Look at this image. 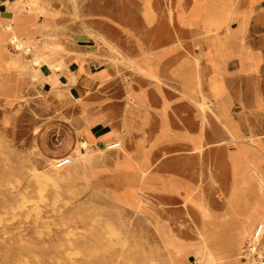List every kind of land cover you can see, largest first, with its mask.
<instances>
[{
  "label": "rangeland",
  "instance_id": "374dc122",
  "mask_svg": "<svg viewBox=\"0 0 264 264\" xmlns=\"http://www.w3.org/2000/svg\"><path fill=\"white\" fill-rule=\"evenodd\" d=\"M14 1L0 0V264H264V37L250 35L264 10L248 22L235 0ZM75 62L108 75L76 81ZM146 94L154 111L164 99L158 140L169 143L131 152L153 136L133 132ZM89 128L114 138L95 145ZM160 154L174 172L162 189ZM232 155L246 161L237 173ZM135 170L141 188L126 191Z\"/></svg>",
  "mask_w": 264,
  "mask_h": 264
},
{
  "label": "crops",
  "instance_id": "0c3cea01",
  "mask_svg": "<svg viewBox=\"0 0 264 264\" xmlns=\"http://www.w3.org/2000/svg\"><path fill=\"white\" fill-rule=\"evenodd\" d=\"M5 1H7V0H3L2 3H4ZM235 2L237 4V6H238V11L239 12H247V14H248V22H249V16H251V13H253V18H254L262 10H264V0H235ZM254 22L255 23L258 22V26H257V28L254 27L255 33H253V34L251 33L250 35L253 36V37H259V38L264 37V13L262 15L259 14L258 16H256L254 18ZM257 29H259V30L257 31ZM249 31H251L250 28H248V30H247L246 37H247ZM251 47H252V49L257 54L262 55L261 53L263 51L259 47H256V46H251ZM186 60H187V57H185L183 59H180L173 66L172 71L175 70V69H177L179 67V64H181V62L186 61ZM231 64H232V62L228 66H226V72H225L224 77H223V80L225 82L228 81V78H229L228 77V73L231 71V69H230V65ZM72 66H73V72L72 73H75L77 75L76 81H104V79L108 75V73H107L108 69L107 68H100V71H98L97 73L93 74L92 77L91 76H88L87 77L86 76V73H85V67L81 68L80 67V64L78 62H75V64H72ZM200 68H202V67H200ZM233 70L236 71V74H238L237 76H242V79H244L243 81L246 82L245 83V86H244V90H245L246 84H247V81H246L247 78L245 76V73L239 68V65L238 64H236V66L234 67ZM202 71H203V73L205 75V78H203V81H207V78L212 75L213 70L206 63V64H204V66L202 68ZM176 80H179L180 81V79H178V78ZM146 97H147L148 103H150V101H151L150 96H148V94H146ZM262 97H263V95H262ZM158 100H160L161 102H163V105H164V101H163L164 99H163V97L160 94L158 95ZM242 100H243L242 102L244 103L243 97H242ZM163 105L161 107L156 108L157 111H154V109H155L154 106H151V109H148V110L146 109L147 110V113L144 114V117H143L142 121L140 122L139 125H137L135 127L136 130L133 129V130H135L133 132H135L137 134H140V135L143 134V132H145V133L152 132L153 133V136H152L151 139H148V142H147L146 145H145V141H144L145 139H144V137L143 136L139 137L137 140H135L133 150H130L131 152H136V150L140 146H144L146 148L151 143L153 144L152 150H156L157 152H159L161 150L163 151L164 148H165V146H166V144L169 143V142H165L164 140H161V141L158 140V135L160 134V131H161V117H160V112H161V109H162ZM245 106L247 108L260 109V108H256V107H253V106H247L246 104H245ZM263 107H264V97H263ZM127 111H128V109H127ZM148 112L151 114L152 120H156L155 126H154V123L152 125L150 124L149 117H148ZM125 119H126V117H125ZM67 124H69V125H71L73 127H76L78 125V124L77 125H73V124H70V123H67ZM127 126L128 125H126L125 127L127 128ZM126 128H124V129H126ZM130 128H133V125H131V127H128L124 131H129ZM89 130L94 135L95 142H96L95 145H97L98 143H106V142L108 143V142H110L114 138L113 135H112V133H110V131H108V130L107 131L106 130L101 131V133L99 132L100 135H98L97 132H94L91 128H89ZM118 132H119L118 130L115 131V133H118ZM181 142H183V143L185 142L186 144H189L185 140H178L177 141V143H181ZM189 146H191V145H189ZM137 154H139V153H137ZM137 154L135 153V155H137ZM160 155L161 156H157L155 162L154 161L152 162V165L156 168V173H157V178L152 181V185L156 181L157 182L156 183L157 187L160 188V189H162V183L158 179L159 178V175L163 176V175H166V174H174V172H172V171H170L168 169L166 170V164L167 163L164 160L163 154H160ZM225 165H226V171H227V173H228L229 176H228V179L227 180H225L223 182L221 181L222 188H223V193H224L223 197H224V200H225L223 202V205L221 207V210L219 211L221 213L220 214L221 216L223 214H225L227 212V210H228V208H227L228 207L227 206V197L229 196V191H230L231 182H232V175H231L230 165L226 161H225ZM191 169L192 168H190V171H191ZM226 183H227V185H226V188H225L224 184H226ZM151 190H153V189H151ZM160 191L162 192V194L165 195V193L163 192V190H160ZM226 223L232 229L238 226V221H228Z\"/></svg>",
  "mask_w": 264,
  "mask_h": 264
},
{
  "label": "bare ground",
  "instance_id": "6f19581e",
  "mask_svg": "<svg viewBox=\"0 0 264 264\" xmlns=\"http://www.w3.org/2000/svg\"><path fill=\"white\" fill-rule=\"evenodd\" d=\"M20 2H22L21 0H18V1H14V7L15 8H18L19 6H20ZM211 19H213V17H211ZM14 44H15V46L16 47H27L28 45H29V42L25 39V38H23V37H21L20 35H18V34H15V35H13L12 36V38L10 39ZM29 50V49H28ZM0 58H1V55H0ZM37 61V60H36ZM129 63V62H128ZM132 68V67H131ZM197 68L199 69V71H200V66L199 65H197ZM152 76H155V75H153V74H151ZM200 75V74H199ZM199 77V76H198ZM157 78V77H156ZM199 79H200V77H199ZM157 81H159V80H157ZM1 84V83H0ZM200 93V92H199ZM6 97V96H5ZM203 97V96H202ZM256 101L257 102H260V97L257 95L256 96ZM137 102V101H136ZM137 104L138 105H140V106H145L146 108H147V110L149 109V104H148V101L146 100V99H141V100H139L138 102H137ZM203 104V103H202ZM203 106V105H202ZM201 106V107H202ZM222 106H224V109H226L227 111H225L226 112V114H227V117H228V104H227V100H223V102H222ZM248 106V105H247ZM203 111H205V110H203ZM166 114V113H165ZM224 114V113H223ZM163 119H164V116H163ZM205 119H206V117H205ZM164 121H165V119H164ZM65 123V122H64ZM229 128L231 129V130H233V131H235V130H237L236 129V125L233 123V121L231 120V118H229ZM57 132V131H56ZM61 132V131H60ZM165 135H167V133H165ZM56 139V138H55ZM13 142V141H12ZM85 142V141H84ZM82 144V143H81ZM84 145H87V142L86 143H83V147H84ZM150 149V148H149ZM22 150V149H21ZM83 150V149H82ZM58 152H59V154H60V156L59 157H63V156H66L67 154H68V152H69V147H68V145L66 144V143H62V144H60V147H59V150H58ZM147 152H149V150H147ZM147 156V155H146ZM231 160H232V163H233V168H234V171L237 173L238 171H240L245 165H246V161H245V159L243 158V157H241V156H237V155H232V157H231ZM145 163V162H144ZM119 172H121V170L120 171H118V172H116V173H119ZM102 174H105V175H107V177L105 178V179H101L102 180V182L104 181V183H107L108 184V182H107V180L108 179H111L112 178V180L114 179V177L115 176H113V174H109L110 173V171L108 170V169H105L104 170V172H101ZM99 174V175H102V174ZM115 173V174H116ZM114 174V175H115ZM145 174V172L143 173V175ZM139 174H138V171H130L129 172V174H127V175H125L124 176V179L127 181V185L125 186V188H126V191H128L129 190V186H137V187H139V189L141 188V185H139V184H134V183H141V181L139 180V176H138ZM99 177H101V176H99ZM144 177V176H143ZM93 184H94V182H93ZM261 189V188H260ZM262 190V189H261ZM181 192V191H180ZM240 212V211H239ZM206 213H207V211H206ZM203 261V260H202ZM259 262V261H258ZM263 263H264V260L262 261ZM258 264V263H257Z\"/></svg>",
  "mask_w": 264,
  "mask_h": 264
},
{
  "label": "built area",
  "instance_id": "2783aa9c",
  "mask_svg": "<svg viewBox=\"0 0 264 264\" xmlns=\"http://www.w3.org/2000/svg\"><path fill=\"white\" fill-rule=\"evenodd\" d=\"M68 158H61L58 162L61 164L65 162ZM261 229V227L258 228V231Z\"/></svg>",
  "mask_w": 264,
  "mask_h": 264
}]
</instances>
